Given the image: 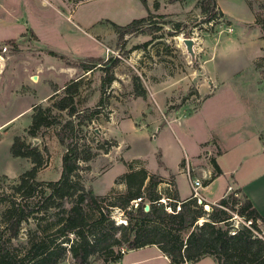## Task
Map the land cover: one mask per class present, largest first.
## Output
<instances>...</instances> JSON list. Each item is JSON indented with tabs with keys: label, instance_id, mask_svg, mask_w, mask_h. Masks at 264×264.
<instances>
[{
	"label": "rangeland",
	"instance_id": "374dc122",
	"mask_svg": "<svg viewBox=\"0 0 264 264\" xmlns=\"http://www.w3.org/2000/svg\"><path fill=\"white\" fill-rule=\"evenodd\" d=\"M1 1L0 200L19 202L13 187L32 166L28 159L9 154L14 136L41 153L45 148L34 180H58L64 153L55 135L59 125L41 127L35 136L25 129L31 105L50 104L47 97L54 93L53 87L60 96L61 86L71 79H78L73 97L76 110H98L76 134V142L89 146L93 153L87 163H79L77 174L85 189L101 197L122 191L123 184L115 183V176L126 172L127 165L133 166L129 162L138 160L134 165L144 168L145 163L148 171H154L160 151L172 169L183 154L194 153L197 142L214 129L223 135L241 124L242 112L256 124L264 120V0H212L216 15L211 21L204 20L203 0ZM140 17L146 18L144 24L119 39L105 21L123 25ZM185 39L191 41L189 49ZM80 63L93 67L85 70L76 66ZM108 75L112 81L100 87L101 78ZM56 114L60 122L68 118L66 111ZM104 140H115L117 145L106 146L103 153L97 146H105ZM211 145L213 139L195 157L199 163H210L217 151ZM158 167L154 174L160 177ZM185 177L177 179L181 196L189 191ZM168 181L172 183L171 175L160 177L156 191L167 192L164 184ZM225 182L220 178L199 189L209 209L217 204L214 201ZM148 183L146 179L144 185ZM38 189L31 202L38 200ZM235 197L240 199L239 194ZM6 205L0 201V213ZM227 208L231 227L237 220L230 201ZM110 215L115 224L124 223L117 209ZM204 220L199 219L197 225ZM256 226V232L263 230L257 222ZM32 229L30 221L20 225L18 239L11 242L18 253ZM115 263H103L96 257L89 260V264ZM59 264H71V259L67 256ZM118 264L165 262L155 250L143 249L130 252ZM197 264L216 263L206 258Z\"/></svg>",
	"mask_w": 264,
	"mask_h": 264
},
{
	"label": "trees",
	"instance_id": "16d2710c",
	"mask_svg": "<svg viewBox=\"0 0 264 264\" xmlns=\"http://www.w3.org/2000/svg\"><path fill=\"white\" fill-rule=\"evenodd\" d=\"M200 7L205 21L215 18L212 0H203ZM145 20V17L133 18L123 25L105 21L113 27L119 39L124 33L144 24ZM6 41L12 43V40ZM49 53L54 55L53 52ZM92 65L80 63L76 66L91 70ZM112 79V75L101 78L100 87L108 85ZM77 88L78 79L64 83L60 96L55 92L58 88L53 87L54 93L47 97L50 104L31 105L30 120L25 129L28 135L35 136L41 127L59 125L55 135L64 153L58 180L35 181V173L44 161L45 148L41 153L19 136L12 139L9 154L28 159L32 166L19 176L18 184L13 187L14 193L19 194V202L7 201L6 198L0 200L7 203L0 213V264H59L67 256L71 264H89L90 258L94 257L103 263H115L126 251L150 246H155L168 264H194L205 257L216 264H264L262 240L243 226H239L233 235L229 234L228 201L231 202V211L251 221L252 229H257V221L264 227V217L259 216L246 197L236 189L227 198L224 195L216 201L217 204L210 210L204 204V209L209 210L207 214L190 196L184 199L179 212L166 213L158 200L165 196L172 201H180L174 195L173 184L169 182L167 192L166 189L156 191L159 177L148 175L143 167L134 165L139 164L138 161L129 162L133 166L127 165V171L115 179V183L123 184L122 192L101 197L90 188L85 189L78 179L77 173L81 170L79 163H87L93 153L89 146L76 142V134L82 129L80 125L89 124L98 110H76L73 97ZM61 111H66L68 117L63 122L57 120L56 113ZM74 118L78 122H74ZM103 143L105 146H97L103 153L107 151L106 146L117 145L115 140L109 143L104 140ZM210 165L214 174L202 186L219 174L213 160H210ZM87 169L85 166L84 170ZM146 179L149 180L148 185H144ZM37 187L39 198L31 202ZM234 194H239L240 199H235ZM136 199H140V202L133 207ZM145 205L148 207L146 211ZM55 209L57 211L53 212ZM112 209L122 213L124 223H114L110 215ZM203 217L206 220L197 225V221ZM29 221L33 223V229L28 231L25 241L20 244L21 253H18L11 242L18 239L20 225Z\"/></svg>",
	"mask_w": 264,
	"mask_h": 264
},
{
	"label": "crops",
	"instance_id": "0c3cea01",
	"mask_svg": "<svg viewBox=\"0 0 264 264\" xmlns=\"http://www.w3.org/2000/svg\"><path fill=\"white\" fill-rule=\"evenodd\" d=\"M42 1L50 2V0H42ZM1 2L5 3L6 1L3 0ZM245 114H246L245 112L241 113L243 117V122H241V124H236L235 126L237 127L228 131L227 133L220 135V133H218L216 129H214L213 131H211V134L209 136L206 135L205 137H203L195 145L197 149L194 151V153L190 154V156H186L185 154H183V157L180 158L175 163L174 168L171 169L169 168L168 165H166L165 161L162 160V155L158 149L160 157H159V161H156V169L154 171H148L145 167V163L142 162L144 164V169L146 170L148 175L150 174L155 175L154 173L157 170L159 171L158 166H161L160 170L162 173H159V176L164 178L165 175L168 174L171 175L173 188L176 192L178 199L179 200L185 199L189 197L190 189L186 196H181V194L179 195V188L177 185L178 177L181 175L185 176V174L181 171L180 168L182 162L184 159L189 161V165L193 169L192 174L193 175L195 174L197 177H200L201 175H205L206 173L209 172L210 173L214 172L210 163L208 164H206L205 162L199 163L198 160L195 158L199 154L204 153L203 151L205 147L204 144L208 142L210 139H213L214 145L217 147V151L216 154L213 156L212 160L219 174L213 180H211L207 185L202 186V188L207 187L209 184L217 181L220 178H225L226 182L224 184V188H223L224 190L221 192V194H219L218 198L214 202L222 198L226 193V188L230 187L233 190L234 189L238 190L243 196H245L246 199L250 202L251 206L256 211V213L259 216L264 217V120L258 122L259 127H257L256 125L258 124H256L255 120L250 118L249 115H245ZM121 121L116 126H118L121 123ZM214 145L211 146L214 147ZM134 161H138V160H134ZM138 162L140 163V161ZM119 164L122 165V162L119 161ZM122 166L124 168V165ZM148 172H150V174ZM123 173H125V170L121 174L116 175L115 177H118ZM123 190H124V186L122 191ZM202 198L203 201L205 202L203 196ZM258 224L260 225L259 222ZM262 228L264 230V227ZM143 249L155 250V252L162 257L165 264H168L167 259L158 251V249L155 246L126 251L121 258L125 257L127 254H130V252L132 251L135 252ZM206 258L209 257L202 258L201 260H199L194 264H197ZM119 261L116 262V264H118Z\"/></svg>",
	"mask_w": 264,
	"mask_h": 264
},
{
	"label": "built area",
	"instance_id": "2783aa9c",
	"mask_svg": "<svg viewBox=\"0 0 264 264\" xmlns=\"http://www.w3.org/2000/svg\"><path fill=\"white\" fill-rule=\"evenodd\" d=\"M207 151H208V149H207ZM207 155H209V151H208ZM180 168H181V171L185 174L188 185H189V189H190L189 196L195 200V203L198 206H201L202 208H204L203 198L200 194H198V191L202 187V184L204 183V181L209 180L214 173L209 172V173H206L205 175H201L200 177H194L192 174L193 169L190 167L189 161H187L186 159L183 160ZM164 186H165V188H167L169 190L170 186H169L168 182H166V184H164ZM231 191H232L231 188L227 187L225 194H228ZM234 196H236V195L234 194ZM139 202H140V199H136L132 203V206L136 207V204ZM158 202L163 205L164 211L166 213L175 214V213L180 211L181 204L184 203L185 200L182 199L180 201H172L168 198H165V196H161V198L158 200ZM203 210L207 214L210 209L209 210L203 209ZM233 218H235L237 221L230 227V232H229L230 235H233L239 226H243V227L249 229L253 236L257 237L258 239H260L264 242V230L260 229L259 232H256L255 230L252 229V223L250 220H245L243 217H239L236 214L233 215ZM257 224H258V222H257Z\"/></svg>",
	"mask_w": 264,
	"mask_h": 264
},
{
	"label": "water",
	"instance_id": "95a60500",
	"mask_svg": "<svg viewBox=\"0 0 264 264\" xmlns=\"http://www.w3.org/2000/svg\"><path fill=\"white\" fill-rule=\"evenodd\" d=\"M190 42H191V41H190L189 39H185V40H184V44H185V46H186L187 49L190 48ZM147 208H148V207L145 205V206H144V211H146Z\"/></svg>",
	"mask_w": 264,
	"mask_h": 264
}]
</instances>
